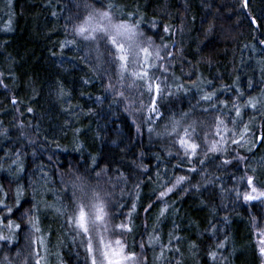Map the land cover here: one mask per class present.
Segmentation results:
<instances>
[{
  "label": "trees",
  "instance_id": "16d2710c",
  "mask_svg": "<svg viewBox=\"0 0 264 264\" xmlns=\"http://www.w3.org/2000/svg\"><path fill=\"white\" fill-rule=\"evenodd\" d=\"M87 2L96 8L108 2L115 4L118 20H127V14L135 13L131 19L141 24L146 37L158 45L171 47L174 57L170 72L174 75L169 76V83H182L185 91L165 95L157 101L162 116L153 125L144 122L146 110L129 116L124 111L126 102L106 88L108 74L112 76V83H116L114 68L105 63L107 73L103 70L93 73L91 69L97 63L94 52L82 45L60 48L64 40L73 38L72 24L84 13L82 7H77L81 0H0V73L7 85L0 86V131L7 130V135L0 136V188L7 194L5 203L14 207L13 219L22 226L14 243L0 248V258L7 255L13 264H18L20 258L16 252L23 251L29 243L25 239L29 229L19 219L20 209H15L20 189L21 208L27 211L34 203L37 206L36 215L42 229L38 235L45 241L43 246L37 245L44 257L41 264H89L84 246L78 238L74 242L65 216L57 212L71 204V189L64 190L60 176L63 174L68 179L74 171L93 184L99 179L102 186L114 193L117 206L113 223H130L133 230L124 240L138 254L140 249L134 245L143 241L148 264H166V261L167 264L176 261L180 264H264L257 239L258 227L264 223V208L260 203L237 200L232 191L234 188L246 190L243 184L236 183V177L244 175L245 168H256V175L264 180V167L260 165L264 159V143L259 139L264 136V115L261 114L264 105H260V111L242 109L243 123L249 126L242 146L229 143L226 153L213 154L204 164L197 163L195 158L182 163L175 158L177 149L166 139L147 132L149 126L162 127L172 115L179 118L181 112H191L192 118L207 121L219 115L231 128L234 112L225 109L220 101H227L230 109L236 89L246 97L264 98V72L261 71L264 44L259 43L264 40V0H249L247 9L242 8V0ZM152 20L157 22L155 28L151 26ZM164 26L174 34L164 33ZM182 27L190 33L191 42L181 52ZM186 72L190 77L185 76ZM61 88L65 92L63 96L58 95ZM124 90L126 95L132 93L137 97L136 89H127V81ZM212 91L216 93L214 102L220 112L213 107V102L201 99L203 94ZM12 99L18 103L12 104ZM142 99L145 105L149 103L146 91ZM133 120L141 126L139 136ZM237 125L240 126L239 121ZM166 149H171L173 155L169 156ZM237 154L246 157L239 170ZM225 159L233 163L221 166ZM141 163L147 167V173L136 167ZM104 167L109 170L108 176L102 174L97 178L94 173ZM190 167L197 171L190 173ZM165 168L168 169L166 176ZM116 169L128 178L127 183L117 181ZM157 172L164 180L174 175L189 176L187 191H181L185 187L181 185L165 203L157 200L156 193L160 190L155 179ZM44 173L47 179H42ZM207 174H210L208 178L219 177V180L199 189L191 188V184L200 183L201 175ZM108 177H112L110 183ZM111 184L117 186L112 188ZM165 206L168 210L160 217V210ZM209 221L217 228L214 239H209L206 232ZM155 235L160 236L159 243L164 245L168 244L169 236L181 237L172 242L180 252L165 250L164 259H160L159 244L151 249L147 245L148 238ZM221 241L225 246L217 248ZM210 251L216 252L215 260L209 256ZM29 264L33 262L30 260Z\"/></svg>",
  "mask_w": 264,
  "mask_h": 264
},
{
  "label": "snow or ice",
  "instance_id": "6c2138e0",
  "mask_svg": "<svg viewBox=\"0 0 264 264\" xmlns=\"http://www.w3.org/2000/svg\"><path fill=\"white\" fill-rule=\"evenodd\" d=\"M10 2V0H9ZM243 9L249 6V0H242L241 4ZM77 7L84 9L83 15L77 16L72 24L71 32L72 39H66L60 44L61 50L64 47H78L83 46L89 52L96 54L97 63L91 70L93 73L103 70L105 63L115 69L117 77L116 83H112V76L108 74V84L106 86L108 91L113 92L116 96L121 98L125 103L124 111L132 116L136 112L143 113L145 110L147 115L144 122L148 125H153L155 121L159 120L162 113L159 112L157 101L162 99L165 95L173 96L177 92L185 91V86L182 83L173 81L169 83V76L174 75L170 72L171 60L174 54L168 44L158 45L150 37H146L144 31L141 29V24L137 20L131 19L135 13H129L127 20H118L115 18L117 7L115 4L108 2L102 5V8H96L89 4L87 0H81ZM56 15L55 12L52 13ZM69 17V20H72ZM140 20L143 17H139ZM255 23V20L252 21ZM151 26L155 28L157 22L151 21ZM183 31V27L181 28ZM211 31V29H209ZM163 32L174 34L168 26L163 27ZM175 43V42H173ZM264 44V40L259 41ZM55 55V53H53ZM107 55V59H105ZM264 72V68L261 69ZM3 73H0V86L7 87L3 83ZM127 81V89H136L137 97L131 98L125 93V82ZM88 83V81H84ZM199 88L197 84L193 85ZM251 86V82H250ZM223 90V88L221 89ZM147 92L149 96V103L145 105L142 97ZM58 95H65L64 90L61 88ZM215 91L206 92L201 96L202 100L213 102V107L217 112L221 109L215 104L214 98ZM136 99H139V106L134 107ZM12 104H17L16 99H12ZM225 109L229 112H234L235 119L230 121L233 127L229 128L221 116L216 115L211 121L197 120L192 118L191 112H181L179 118L175 115L168 117V122L163 124L159 129L149 126L147 132L155 135L160 139H166L172 148L177 149L176 157L183 163L185 160L191 161L196 159L197 163L204 164L211 155L217 153H226V145L229 143L242 146L243 137L248 135L249 126L243 123L242 109L251 108L260 111V105H264V98L246 97L244 93L236 89V98L232 100V107L228 108L227 101H220ZM31 112L32 109L28 108ZM205 112L208 109L204 110ZM264 115V112L261 113ZM240 122V126L237 125ZM133 125L136 128L137 135H141V126L133 120ZM242 126V130H241ZM79 131V130H77ZM7 135V130L0 131V136ZM239 137V139L237 138ZM264 143V136L259 137ZM169 156L173 155L171 149H166ZM252 149L249 148V151ZM141 157L143 153L140 154ZM51 159V157L49 158ZM157 159H160L157 156ZM236 166L246 162V157L236 155ZM233 161L225 159L222 161L221 166L232 164ZM93 168L96 167L95 157L92 158ZM261 167H264V159L260 161ZM143 172L147 173L148 169L142 163L136 165ZM176 167H180L177 165ZM108 168H101L94 174L97 178L108 176ZM188 171L196 172L195 167H190ZM203 172V170H201ZM244 175L236 177L237 184H243L245 191H240L238 188L232 189L237 200L242 199L245 202L260 201L264 203V180L256 175V168H245ZM165 176L168 169L163 170ZM249 172L251 174H249ZM210 174L201 175L199 184H191V188L199 189L205 185H211L219 180L208 178ZM42 179H47V173L42 175ZM116 179L119 182L127 183V177L116 169ZM155 179L159 184V191L156 193V199L162 203L166 202V198L178 187L184 185L181 191H187L190 184V178L187 175L173 176L164 180L160 172L156 173ZM112 177H108L110 183ZM62 185H65L64 190L71 189V204L57 209L60 215L65 216V223L73 233L74 242L79 240L87 253V260L89 264H148V257L145 254V243L141 241L139 244L134 245L140 249L138 254L135 250L129 248V245L124 240V237L132 232L130 223L114 224L115 207L117 206L113 200L114 193L109 188L104 187L97 179L95 184L91 183L84 175L77 172H71L70 178L66 179L62 174L60 176ZM116 184H111L115 188ZM221 190L224 186L220 185ZM136 189H139V182L136 184ZM0 248L6 247L9 243H14L16 234L21 231V223H17L13 219L14 207L5 203L7 194L0 188ZM22 190H17L15 200V209H20L21 215L19 219L25 222L29 231L25 239L29 242L23 251H17L16 256L19 259L18 264H29L31 260L33 264H41L44 257L41 255L39 247L45 244L44 237L38 235L42 232L39 226V219L36 215L37 206L34 203L32 208L25 211L21 208L20 197ZM122 206V205H120ZM152 205L149 204L148 208ZM135 204L132 205V210L135 211ZM167 206L160 210L159 216L163 217L167 212ZM130 215V214H129ZM227 222V217L224 218ZM209 227L206 230L209 239H214L216 236V225L209 221ZM255 227V220L253 221ZM158 232V229H156ZM257 235L260 237L258 240L259 252L264 257V230L259 231ZM173 239L179 241L181 237L169 236L168 244H160V236H150L147 240L148 248H153L154 244H159L160 253L159 258L164 259L165 250L176 253L180 252L179 247H173ZM225 243L219 242L216 247L223 248ZM195 247V245H193ZM209 256L215 260L216 252L210 251ZM0 264H13V261L4 255L0 258ZM167 264V261H166ZM175 264H180L176 261Z\"/></svg>",
  "mask_w": 264,
  "mask_h": 264
},
{
  "label": "rangeland",
  "instance_id": "374dc122",
  "mask_svg": "<svg viewBox=\"0 0 264 264\" xmlns=\"http://www.w3.org/2000/svg\"><path fill=\"white\" fill-rule=\"evenodd\" d=\"M203 6V5H202ZM206 9H207V7H206ZM206 9H205V11H206ZM83 15V14H82ZM180 38H181V41H180V50H181V52L187 47V46H189L190 45V33L187 31V29L186 28H183V31H180ZM185 74V76L188 78V77H190V75L188 74V72H186V73H184ZM131 96V98H134L133 97V95H132V93L130 94ZM139 100V99H138ZM139 106V103L136 101V104L134 105V107H138ZM245 202V201H244ZM245 203H247V204H253V203H260V204H262V206H263V208H264V203H261L260 201H253V202H245ZM262 230H264V223L260 226V227H258V230H257V233L259 232V231H262ZM257 239L259 240L260 239V237L257 235ZM263 261H264V257H263Z\"/></svg>",
  "mask_w": 264,
  "mask_h": 264
}]
</instances>
